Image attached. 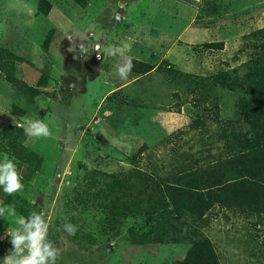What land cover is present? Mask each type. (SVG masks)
Here are the masks:
<instances>
[{
    "label": "rangeland",
    "instance_id": "obj_1",
    "mask_svg": "<svg viewBox=\"0 0 264 264\" xmlns=\"http://www.w3.org/2000/svg\"><path fill=\"white\" fill-rule=\"evenodd\" d=\"M45 1L42 15L38 0H0V48L15 58L0 72V130L24 131L39 119L51 131L0 136V158L14 159L24 185L12 196L0 189V206H17L15 217L0 218V264L11 250L8 228L33 211L51 217L57 264H177L188 236L178 226L163 235L170 207L162 222L160 211L145 210L133 190L137 175L155 188L202 171L221 144L213 124L200 132L189 126L191 84L158 68L210 77L243 64L264 42L250 36L264 28V0ZM219 42L220 49L200 46ZM97 44L127 45L125 56L97 52ZM127 57L151 69L135 64L122 80L116 69ZM43 73L46 84L37 87ZM211 96L218 117L231 119L238 94L218 87ZM15 133L39 157L37 171L13 154ZM67 223L74 236L62 231ZM186 225L197 227L217 264H264V216L214 206Z\"/></svg>",
    "mask_w": 264,
    "mask_h": 264
},
{
    "label": "trees",
    "instance_id": "obj_2",
    "mask_svg": "<svg viewBox=\"0 0 264 264\" xmlns=\"http://www.w3.org/2000/svg\"><path fill=\"white\" fill-rule=\"evenodd\" d=\"M49 8L45 0H38L39 13L46 15ZM255 35L261 38L264 28L250 36ZM200 46L220 49L222 44L203 43ZM254 46L258 52L252 58L231 70L210 77L183 74L166 66L158 68L178 84H191L190 93L193 94L195 111L189 126L200 132L213 124L217 129L214 133L215 141L221 144L220 152L202 171L198 167L191 173L175 176L169 183L161 182L155 188L149 185L146 176L137 175V184L133 190L143 199L145 210L160 211L162 222L170 207L163 235L166 236L170 230L175 232L178 226L184 228V235L188 236L189 247L183 260L177 264H217L207 241L197 234V227L191 229L186 225L188 221L194 223L201 220L212 207L219 206L246 217L264 216V42ZM14 60L8 51L0 48V72L8 61ZM132 64L151 69L133 60ZM143 72L136 71L140 74ZM46 80V74L43 73L37 81V87H44ZM218 87L238 94L234 115L229 120L218 117V107L211 96ZM11 132H20V139L25 135L18 127L9 126L1 128L0 136L10 137ZM15 136L18 133L11 139L13 154L29 169L37 171L39 157L24 147L22 140H16ZM147 187L150 190L148 194L145 193ZM13 206L17 209V206Z\"/></svg>",
    "mask_w": 264,
    "mask_h": 264
},
{
    "label": "clouds",
    "instance_id": "obj_3",
    "mask_svg": "<svg viewBox=\"0 0 264 264\" xmlns=\"http://www.w3.org/2000/svg\"><path fill=\"white\" fill-rule=\"evenodd\" d=\"M73 48L75 42L68 38ZM82 47V45H80ZM97 52L106 53L109 56H125L127 45H110L103 48L97 44ZM99 58V56L97 57ZM133 67L132 57H127L123 66H118L116 71L122 80H126ZM24 127L26 136L34 138H47L51 136V131L42 120H27ZM22 176L18 171L17 164L13 158L4 155L0 158V189L8 195L23 190L21 182ZM16 210L13 205L0 206V218L15 217ZM51 217L41 212H31L27 218L19 217L16 226L8 228L6 236L10 241L11 250L3 258L2 264H57L59 250L54 247L48 239ZM62 231L70 236L76 234L77 228L71 223L63 226Z\"/></svg>",
    "mask_w": 264,
    "mask_h": 264
},
{
    "label": "crops",
    "instance_id": "obj_4",
    "mask_svg": "<svg viewBox=\"0 0 264 264\" xmlns=\"http://www.w3.org/2000/svg\"><path fill=\"white\" fill-rule=\"evenodd\" d=\"M70 238H71V237H70ZM72 240H73V241H76L75 239H72V238H71V240H70V241H72ZM73 241H72V242H73Z\"/></svg>",
    "mask_w": 264,
    "mask_h": 264
}]
</instances>
